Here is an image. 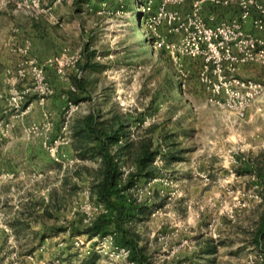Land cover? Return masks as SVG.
Returning <instances> with one entry per match:
<instances>
[{
  "label": "rangeland",
  "instance_id": "374dc122",
  "mask_svg": "<svg viewBox=\"0 0 264 264\" xmlns=\"http://www.w3.org/2000/svg\"><path fill=\"white\" fill-rule=\"evenodd\" d=\"M163 2L0 0V264H128L84 233L103 165L89 115L104 134L122 130L112 151L126 179L137 176L130 227L153 264H261L264 187L253 174L264 168V110L237 120L210 104L203 58L176 61L166 46L184 29L159 19ZM238 7L174 0L165 10L183 20L197 9L211 25ZM247 68L264 84L263 65Z\"/></svg>",
  "mask_w": 264,
  "mask_h": 264
},
{
  "label": "built area",
  "instance_id": "2783aa9c",
  "mask_svg": "<svg viewBox=\"0 0 264 264\" xmlns=\"http://www.w3.org/2000/svg\"><path fill=\"white\" fill-rule=\"evenodd\" d=\"M43 1L14 0L17 7L34 9H39ZM171 1L174 0H164L159 19L167 20L170 25L179 23L177 27L170 29V32L180 29H184V32L178 42H167V48L173 52L176 61L181 55L203 58L200 81L211 93L210 104L225 109L237 120L244 119L249 108L260 101L264 95L263 83L236 75L240 66L244 64L258 63L264 66V37L247 31L244 22L252 16L255 8L260 12V16L253 19V26L257 30H264V5L259 0H239L241 17L208 25L198 15L197 9L183 20L177 12H167L165 5ZM212 1L220 2V0ZM263 110V106L257 105L256 112ZM262 149L264 154V141ZM122 177L126 180L123 171ZM253 178L258 181L256 173L253 174ZM91 208L92 211L87 213V226H90L99 214L106 211L105 206L97 200L93 202ZM103 241L124 254L128 264H134L129 259L130 250L127 247L115 245L113 235L103 236ZM83 244V241L76 242L80 248H83ZM96 248H100V244ZM91 251V248H86L87 254ZM49 264L69 263L56 259Z\"/></svg>",
  "mask_w": 264,
  "mask_h": 264
},
{
  "label": "trees",
  "instance_id": "16d2710c",
  "mask_svg": "<svg viewBox=\"0 0 264 264\" xmlns=\"http://www.w3.org/2000/svg\"><path fill=\"white\" fill-rule=\"evenodd\" d=\"M84 55L86 65L89 66L90 54H88V46L84 50ZM86 119V125L95 136L97 153L103 161L102 176L97 182L94 193L96 200L105 206L106 211L99 214L94 222L85 228L84 233L90 237L97 235L103 237L111 234L115 245L127 247L130 250L129 259L134 264H153L143 252V248L138 243L136 233L130 227L142 209L130 192V189L135 184L134 178L137 176L132 174L128 179L123 180L121 168L112 151V146L117 144L122 136V130L116 129L109 134H104L95 125L92 115H89ZM149 158H152L151 153L146 150L139 161L141 167L145 165V160ZM248 162H244V165L247 166ZM256 174L258 181L264 187V168L257 171ZM255 241L263 252L261 264H264V212Z\"/></svg>",
  "mask_w": 264,
  "mask_h": 264
},
{
  "label": "crops",
  "instance_id": "0c3cea01",
  "mask_svg": "<svg viewBox=\"0 0 264 264\" xmlns=\"http://www.w3.org/2000/svg\"><path fill=\"white\" fill-rule=\"evenodd\" d=\"M259 2H261V0H259ZM261 3H262V2H261ZM238 8L240 9V10H238V12L231 11V12H229L228 14H226V15L224 16V20H219V15L213 13L212 16L210 17V18L212 19V22H210V24H211V25H215V24L220 23V22H222V21H229V20H232V19H235V18H239V17H241L242 10H241V7H238ZM258 16H260V12L257 11V10L254 8V9H253V12H252V16L244 22V27H245V29H246L247 31H252L253 33H255V34H257V35H260V36H263V37H264V30H257V29H255L254 26H253V19H254L255 17H258ZM249 65H250V63L242 65V66L238 69L236 75L239 76V77H242V78H248L249 75H247L246 72H247L248 69H249V68H247V66H249ZM263 78H264V77H263ZM259 82H261V81H259ZM261 101H264V95H263V97L260 99V102H261ZM260 105L263 106V102H262V104H260ZM263 108H264V106H263ZM254 110H255V112H256V109L254 108V106H252L248 111H251V112H252V111H254ZM257 113H258V112H257ZM261 140H263V139H261ZM138 214H139V213H138ZM70 252H71V250H70ZM66 254H67V253H66ZM76 258H77V257H76Z\"/></svg>",
  "mask_w": 264,
  "mask_h": 264
}]
</instances>
